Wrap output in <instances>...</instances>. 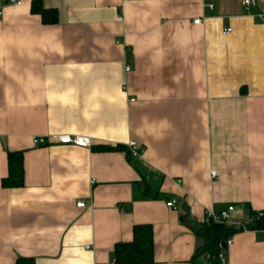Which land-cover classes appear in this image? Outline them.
<instances>
[{
	"label": "crops",
	"instance_id": "0c3cea01",
	"mask_svg": "<svg viewBox=\"0 0 264 264\" xmlns=\"http://www.w3.org/2000/svg\"><path fill=\"white\" fill-rule=\"evenodd\" d=\"M17 1L0 0V264H118L135 224L148 264H193L183 216L264 210V0ZM68 133L90 145L31 142ZM9 151L21 187L1 184ZM231 237L220 264H264V229Z\"/></svg>",
	"mask_w": 264,
	"mask_h": 264
},
{
	"label": "trees",
	"instance_id": "16d2710c",
	"mask_svg": "<svg viewBox=\"0 0 264 264\" xmlns=\"http://www.w3.org/2000/svg\"><path fill=\"white\" fill-rule=\"evenodd\" d=\"M32 12L38 11L42 21L50 24L56 20L55 11L44 9L39 6L37 1L32 2ZM113 148H121L115 146ZM113 148H106L112 150ZM22 152L9 151L7 154V175L1 179V184L5 188L21 187L23 181V166H22ZM127 158L132 161L131 152L126 151ZM133 163V162H131ZM146 193V191H145ZM173 198V197H172ZM171 199V198H168ZM257 212H251V221L245 224V230H263L264 229V210L262 215L256 217ZM184 224L191 228V230L203 237V244L195 249V253L191 260L193 264H201L194 262L198 257L206 263L205 253L210 254L209 261L216 263V254L219 251L220 245L223 241L233 236L235 232L242 231L241 227L232 226L224 222H216L208 218L207 222L201 225H195L188 222L185 217H182ZM153 237L152 226L150 224H135L132 227L131 240L128 242H117L113 247V256L115 263L118 264H148L153 261ZM30 258H17L15 264H32Z\"/></svg>",
	"mask_w": 264,
	"mask_h": 264
},
{
	"label": "built area",
	"instance_id": "2783aa9c",
	"mask_svg": "<svg viewBox=\"0 0 264 264\" xmlns=\"http://www.w3.org/2000/svg\"><path fill=\"white\" fill-rule=\"evenodd\" d=\"M9 3H15V4H20L17 0H7ZM256 3V0H242V5L244 6V8H249L251 6H254ZM209 8H211V5H208ZM200 21V18H196L192 21L193 24H198ZM231 30V28H226L224 30L225 33H228ZM128 70V67H126L125 71ZM33 145H53V144H61V145H71L74 147H79V148H83V147H88L90 145L91 139L89 136L87 135H77V134H53V135H46V136H38V137H33L31 140ZM127 148L130 149L131 153L136 156L138 155V151H137V145L136 142L134 140H129L128 144H127ZM211 175L214 176L215 173L211 172ZM176 204H177V199L175 197L168 199L165 202V205L167 207L172 208L173 210L176 209ZM76 207L82 208L84 207V202L82 201H78L76 204ZM234 210V206H228L226 209L224 210H219L218 212H207L206 217L207 219L210 218L213 221L216 222H224L227 224H230L232 226H237V227H241L242 230H245V224L243 222H233V220H231V213ZM262 215V211H258L256 217H259ZM249 221H251V218L249 219ZM248 221V222H249ZM224 242L223 246H229L232 243V237H229L228 239H226ZM210 254L209 253H205V259H206V263L205 264H220L221 262H223L225 260V250H223L222 248H219V251L216 254V263H213L211 261H209L210 259Z\"/></svg>",
	"mask_w": 264,
	"mask_h": 264
},
{
	"label": "water",
	"instance_id": "95a60500",
	"mask_svg": "<svg viewBox=\"0 0 264 264\" xmlns=\"http://www.w3.org/2000/svg\"><path fill=\"white\" fill-rule=\"evenodd\" d=\"M223 245H224V242H222L220 246H223Z\"/></svg>",
	"mask_w": 264,
	"mask_h": 264
}]
</instances>
